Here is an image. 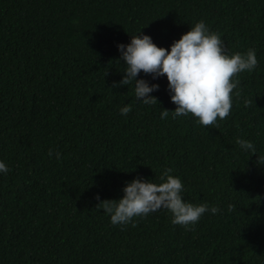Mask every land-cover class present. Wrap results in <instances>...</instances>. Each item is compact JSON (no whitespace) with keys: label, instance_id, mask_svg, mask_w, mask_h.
<instances>
[{"label":"trees","instance_id":"obj_1","mask_svg":"<svg viewBox=\"0 0 264 264\" xmlns=\"http://www.w3.org/2000/svg\"><path fill=\"white\" fill-rule=\"evenodd\" d=\"M200 20L226 54L254 49L258 60L234 77L231 111L217 126L191 114L161 119L176 108L166 76L137 77L159 85L155 105L136 100L132 85L113 87L126 68L118 44L141 30L170 51ZM258 156L264 0H0V161L11 169L0 173V264H264ZM167 168L184 201L221 212L186 230L163 208L114 226L96 207L123 198L136 178L161 183Z\"/></svg>","mask_w":264,"mask_h":264},{"label":"clouds","instance_id":"obj_2","mask_svg":"<svg viewBox=\"0 0 264 264\" xmlns=\"http://www.w3.org/2000/svg\"><path fill=\"white\" fill-rule=\"evenodd\" d=\"M120 60L126 66L123 78L113 87L132 85L136 100L145 105L158 103L156 97L150 95L159 89L158 84H149L144 79H138L143 72L151 74L153 79L167 77L171 102L176 105L174 111L162 109L161 119H166L169 113L176 119L191 114L204 127L217 126V118L224 120L232 108V93L238 88L239 79H234L239 73L252 72L258 66L254 49L246 53L236 52L228 55L224 51L223 41L217 32L211 31L203 20L197 22L190 31L183 34L178 41H174L170 51L157 47L152 38L143 35L141 30L131 36L127 45L118 44ZM237 95L239 93L237 92ZM251 102L245 101L246 106ZM132 111L131 105L120 108V114L127 116ZM240 148L252 155L256 149L251 141L237 139ZM55 154L57 160L61 153L53 149L48 152L49 157ZM258 164H264V156H258ZM11 169L0 161V173L5 175ZM171 168L164 169L159 184L143 178H136L128 183L124 189V196L119 200L105 199L96 206L105 214L110 215L112 225H126L133 222L135 217H147L150 213L166 209L171 213L173 225L184 226L187 230L195 225L206 213L213 215L221 212L219 207L209 208L208 204L194 205L184 201V190L180 178L170 175ZM228 211H235V205L229 204Z\"/></svg>","mask_w":264,"mask_h":264}]
</instances>
